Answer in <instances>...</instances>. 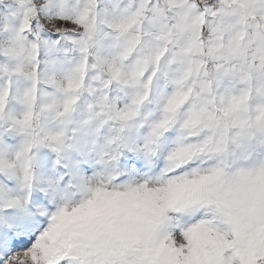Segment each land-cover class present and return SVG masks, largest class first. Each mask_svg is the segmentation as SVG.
Listing matches in <instances>:
<instances>
[{"label": "snow or ice", "instance_id": "obj_1", "mask_svg": "<svg viewBox=\"0 0 264 264\" xmlns=\"http://www.w3.org/2000/svg\"><path fill=\"white\" fill-rule=\"evenodd\" d=\"M0 264H264V0H0Z\"/></svg>", "mask_w": 264, "mask_h": 264}]
</instances>
